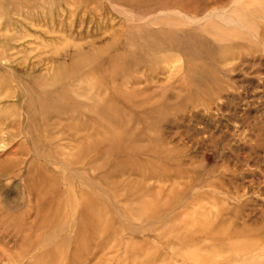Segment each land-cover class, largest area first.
Instances as JSON below:
<instances>
[{
    "label": "rangeland",
    "instance_id": "rangeland-1",
    "mask_svg": "<svg viewBox=\"0 0 264 264\" xmlns=\"http://www.w3.org/2000/svg\"><path fill=\"white\" fill-rule=\"evenodd\" d=\"M0 264H264V0H0Z\"/></svg>",
    "mask_w": 264,
    "mask_h": 264
}]
</instances>
